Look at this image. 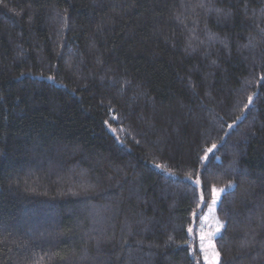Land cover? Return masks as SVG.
<instances>
[{"label": "trees", "instance_id": "trees-1", "mask_svg": "<svg viewBox=\"0 0 264 264\" xmlns=\"http://www.w3.org/2000/svg\"><path fill=\"white\" fill-rule=\"evenodd\" d=\"M213 186L264 264V0H0V264H207Z\"/></svg>", "mask_w": 264, "mask_h": 264}, {"label": "snow or ice", "instance_id": "snow-or-ice-1", "mask_svg": "<svg viewBox=\"0 0 264 264\" xmlns=\"http://www.w3.org/2000/svg\"><path fill=\"white\" fill-rule=\"evenodd\" d=\"M248 101H249V104H251V102H252V97L251 96H249ZM245 107L247 108L248 105H245ZM229 127H231V125ZM216 147H217L216 144H213L210 148L206 149V155H205L204 159H207V153H212L213 150L216 149ZM156 167L159 168V167H161V165H156ZM195 183L197 185H200L201 181L199 179H197L195 181ZM229 187H231V185H229ZM224 191H225L224 188L217 189L215 186H213L211 188V205L209 206V211L210 212H212L214 210V206L217 204V201L219 200L220 193L224 192ZM200 201L202 203L204 202V195L203 194H201V196H200ZM193 215L195 216L196 213H194ZM201 222L202 223L204 222V218H201ZM215 223H216L215 232H211V233L207 234L209 241H211L212 237H214L216 235V233H218L220 231V228L222 227V224L220 223L218 218H216ZM188 231H189V233H191L192 232V228H189ZM199 238H200V242H201L200 247H201V250L203 251L204 250V241H205V233L203 232V230H201ZM209 247H211L213 249L214 258H218L219 257V252L215 251L214 244H212L210 242L209 243ZM205 260L207 261L208 257H205Z\"/></svg>", "mask_w": 264, "mask_h": 264}, {"label": "rangeland", "instance_id": "rangeland-1", "mask_svg": "<svg viewBox=\"0 0 264 264\" xmlns=\"http://www.w3.org/2000/svg\"><path fill=\"white\" fill-rule=\"evenodd\" d=\"M216 218L213 216V213L209 211V213L206 215V218H204V222L200 224V230H203L205 233V242H204V254L206 257H208L207 264H218V258H214L213 256V249L209 247V243L211 242L214 244L212 241H209L207 234L211 232H215L216 228ZM215 246V245H214ZM216 251V249H215Z\"/></svg>", "mask_w": 264, "mask_h": 264}]
</instances>
